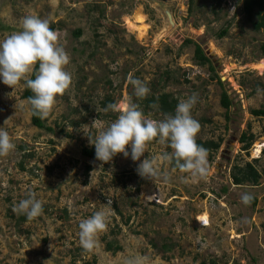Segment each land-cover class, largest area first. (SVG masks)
I'll use <instances>...</instances> for the list:
<instances>
[{
    "label": "rangeland",
    "instance_id": "374dc122",
    "mask_svg": "<svg viewBox=\"0 0 264 264\" xmlns=\"http://www.w3.org/2000/svg\"><path fill=\"white\" fill-rule=\"evenodd\" d=\"M243 6V0H0V40L21 30L26 14L46 18L71 57L66 70L73 76L44 119L54 132L31 123L24 81L13 88L0 79V127L15 144L0 156V264H126L135 256L146 264H264V177L258 185L232 179L235 166L247 162L264 170V116L252 114L264 109V69L257 66L264 30L254 28L257 17L248 18ZM187 39L202 46L214 70L196 61ZM130 76L149 94L197 95V140H222L208 154L206 178L192 180L174 158L158 160L160 178L139 176L144 159L171 155L158 139L140 161L123 153L107 163L83 155L95 146L82 126L95 137L94 120L117 119L103 111L109 103L127 97L143 110ZM146 116L165 118L155 111ZM243 133L254 135L248 151ZM30 191L43 203L31 220L13 211ZM245 193L257 203L244 204ZM105 207L112 213L108 228L86 252L79 222ZM109 241L121 250L109 251Z\"/></svg>",
    "mask_w": 264,
    "mask_h": 264
},
{
    "label": "clouds",
    "instance_id": "9594fccd",
    "mask_svg": "<svg viewBox=\"0 0 264 264\" xmlns=\"http://www.w3.org/2000/svg\"><path fill=\"white\" fill-rule=\"evenodd\" d=\"M20 23L21 30L0 40V79L3 84L13 88L24 81L34 93L28 98L34 115L45 119L53 110L57 96L65 95L72 86V73L66 70L71 57L48 19L26 14ZM129 83L138 99H144L150 93V88L139 78L130 76ZM125 99L126 103L111 102L103 109L104 112L117 113V119L107 125L98 123L97 119L93 121L92 126L97 129L95 137L88 134L86 125L82 126L89 143L95 146L98 160L107 163L123 153L125 157L130 155L134 162L140 161L148 151L149 143L158 139L159 143L170 146L171 155L144 159L137 166L139 176L152 181L160 178L158 160L174 158L176 167L192 180L207 177L209 153L208 149L197 143L201 124L192 115L198 99L196 94L186 99L180 98L175 115H168L162 120L146 116L139 104L133 103L130 98ZM96 111L99 113L100 110ZM129 145L131 153L128 151ZM14 148L9 132L0 127V156H7ZM252 199L249 193L241 196L246 205ZM13 211L26 215L29 220L35 219L43 213V203L34 191H30L26 198L14 204ZM111 214L105 207L80 220L78 237L84 251L91 252L98 247V236L107 230ZM146 260V257L135 256L128 259L126 264H146Z\"/></svg>",
    "mask_w": 264,
    "mask_h": 264
},
{
    "label": "trees",
    "instance_id": "16d2710c",
    "mask_svg": "<svg viewBox=\"0 0 264 264\" xmlns=\"http://www.w3.org/2000/svg\"><path fill=\"white\" fill-rule=\"evenodd\" d=\"M244 6L243 9L248 16V18H252V16H256L257 20L253 22L254 28L257 31L264 30V0H243ZM52 29L55 28V26H51ZM228 30H222L219 35L220 37H223L227 34ZM75 35L77 37L81 36L82 31L80 29L76 30ZM194 44L195 45V59L200 65H210L211 69L214 70L212 67V61L211 59L204 53V50L202 46L199 43L194 42L193 40L187 39L185 41V45ZM262 57H264V44H262ZM38 69V66H37ZM35 71V70H34ZM218 78V81L222 83L220 80V77L216 76ZM34 78V75L33 77ZM34 93L27 88L25 84V89L23 93L24 99H26L28 102V98L33 96ZM179 103V99L175 97L170 92H162L159 94L151 93L148 94V96L144 99H142V106L143 112L146 115H150L151 112H156L159 115H162L164 117L168 115H175L176 107ZM222 106L229 110L231 102L225 92L222 94V100H221ZM30 104V103H29ZM153 105H156V107H153ZM31 108V105H30ZM252 114L256 116H264V109L259 110H253ZM31 123L36 126L39 129H45L50 132H54V129L50 126H47L44 119H41L39 116L34 115L33 110L31 108ZM254 140V135H248L247 133H243L241 136V142L245 143L243 146V150L248 151L249 147L251 146L252 142ZM153 142V141H152ZM151 142V143H152ZM222 140H197V143L208 149L209 155H211L213 152H217L221 146ZM150 144V143H149ZM82 153L84 156L92 159L96 158V149L95 148H88L85 147L82 150ZM174 165L175 159H173ZM177 168V167H176ZM90 169V168H89ZM236 170L235 173L232 175V179L235 184L241 185L245 183H251L252 185H258L259 181L262 177H264V170L260 171L256 168V166L252 162H247L243 166H235L234 168ZM253 204L257 203V199L253 198L251 201ZM24 219H26L24 217ZM116 243L113 241L107 242L106 248L109 251H119L121 250V247L118 245H115ZM165 247V246H164ZM90 264V263H85Z\"/></svg>",
    "mask_w": 264,
    "mask_h": 264
},
{
    "label": "bare ground",
    "instance_id": "6f19581e",
    "mask_svg": "<svg viewBox=\"0 0 264 264\" xmlns=\"http://www.w3.org/2000/svg\"><path fill=\"white\" fill-rule=\"evenodd\" d=\"M138 19L141 21L142 20V18L141 17H138ZM258 69L259 70H262V69H264V60H261L259 63H258Z\"/></svg>",
    "mask_w": 264,
    "mask_h": 264
},
{
    "label": "built area",
    "instance_id": "2783aa9c",
    "mask_svg": "<svg viewBox=\"0 0 264 264\" xmlns=\"http://www.w3.org/2000/svg\"><path fill=\"white\" fill-rule=\"evenodd\" d=\"M262 146H259V148H261ZM262 151V149H260ZM261 151L259 152V154L261 153Z\"/></svg>",
    "mask_w": 264,
    "mask_h": 264
}]
</instances>
